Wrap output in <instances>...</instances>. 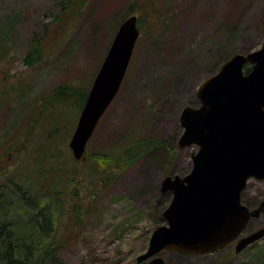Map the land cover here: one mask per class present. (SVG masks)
Segmentation results:
<instances>
[{
  "label": "rangeland",
  "instance_id": "374dc122",
  "mask_svg": "<svg viewBox=\"0 0 264 264\" xmlns=\"http://www.w3.org/2000/svg\"><path fill=\"white\" fill-rule=\"evenodd\" d=\"M128 10L140 17V34L118 92L76 160L68 141L81 91L89 90ZM263 40L264 0H0V182L13 177L42 194L44 205L61 209L52 242L62 264H145L136 258L165 223L170 201L160 182L186 174L196 150L176 145L180 110L198 105L197 87L215 72L224 48L247 53ZM35 42L39 56L24 60ZM66 84L83 90L41 104L52 87ZM141 136L164 139L163 155L138 157L123 169V160L99 155ZM35 164L43 170L40 182ZM101 175H108L107 185ZM29 179L32 188L24 183ZM241 200L251 208L264 200V180L249 178ZM262 226L264 213L250 218L242 234ZM231 248L200 259L178 251L161 256L163 264H264V236L237 253Z\"/></svg>",
  "mask_w": 264,
  "mask_h": 264
},
{
  "label": "water",
  "instance_id": "95a60500",
  "mask_svg": "<svg viewBox=\"0 0 264 264\" xmlns=\"http://www.w3.org/2000/svg\"><path fill=\"white\" fill-rule=\"evenodd\" d=\"M138 36L137 16L130 14L118 25L79 112L68 141L73 158L83 157L118 92ZM196 95L197 106L180 110L176 144L196 146L191 169L162 178L160 190L170 192L162 211L165 223L152 230L138 262L163 264V251L212 253L234 240L239 252L264 236V227L242 234L250 218L264 213V200L252 208L241 201L249 178L264 180V40L259 48L223 61Z\"/></svg>",
  "mask_w": 264,
  "mask_h": 264
},
{
  "label": "trees",
  "instance_id": "16d2710c",
  "mask_svg": "<svg viewBox=\"0 0 264 264\" xmlns=\"http://www.w3.org/2000/svg\"><path fill=\"white\" fill-rule=\"evenodd\" d=\"M129 14H131L129 10L128 12L126 11L121 17L120 22ZM138 28L141 29L140 17L138 18ZM37 45L38 42H35L31 46L24 60H28L32 54H36L35 57L39 56ZM223 53L225 54L220 57V61L215 62L213 72L218 69L223 60L232 54V51L227 53L226 48H224ZM248 70L249 64H246L244 71L247 72ZM81 90H83L81 87L70 84L52 87L42 98L41 104L52 106L55 103L69 100L78 95V93L83 92L79 111L88 92V89ZM166 148V141L160 137L141 136L134 142L124 144L122 149L114 151L115 154L111 152L110 155H99L103 159L108 158L111 161H113V156H116V160L120 162L123 160L120 168L123 169L135 163L138 157H144L152 153L160 157ZM36 164L32 173L34 174L33 177L38 180L40 179V175L42 176L43 170L38 166L36 167ZM118 166L120 167V165ZM107 176H100L102 177L103 185H107L109 182ZM24 183L29 188H32L31 184H33V181L30 179L24 181ZM27 191L28 189H23V186L17 183L13 177L8 176L0 182V200H3L0 201V264H62L55 254L57 246H54L52 242L55 217L57 213L61 214V209H58L57 212L54 208L50 209L51 206L44 205L42 194L38 196L37 193L31 194L28 191V195H25ZM44 193L48 194L47 190ZM50 200L52 199L50 198ZM88 200L87 198L85 201H81L88 202ZM243 203L248 206L247 203Z\"/></svg>",
  "mask_w": 264,
  "mask_h": 264
},
{
  "label": "flooded vegetation",
  "instance_id": "af4514ba",
  "mask_svg": "<svg viewBox=\"0 0 264 264\" xmlns=\"http://www.w3.org/2000/svg\"><path fill=\"white\" fill-rule=\"evenodd\" d=\"M264 227V226H263ZM245 232V231H244ZM235 241L236 240H234V241H232L231 243H229L228 245H226V246H228V249H230V251L232 250V245H233V249H234V244H235ZM234 252H236L235 251V249H234ZM237 253V252H236ZM209 254H211V253H204V254H194V253H190V255H192V256H198V258L200 259V256L201 257H203V256H206V255H209Z\"/></svg>",
  "mask_w": 264,
  "mask_h": 264
}]
</instances>
